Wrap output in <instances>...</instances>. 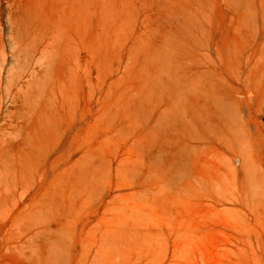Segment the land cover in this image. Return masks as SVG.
<instances>
[{
    "label": "rangeland",
    "instance_id": "obj_1",
    "mask_svg": "<svg viewBox=\"0 0 264 264\" xmlns=\"http://www.w3.org/2000/svg\"><path fill=\"white\" fill-rule=\"evenodd\" d=\"M0 264H264V0H0Z\"/></svg>",
    "mask_w": 264,
    "mask_h": 264
}]
</instances>
